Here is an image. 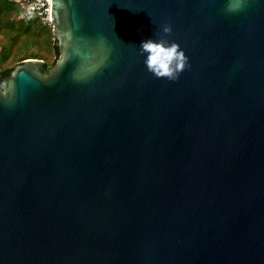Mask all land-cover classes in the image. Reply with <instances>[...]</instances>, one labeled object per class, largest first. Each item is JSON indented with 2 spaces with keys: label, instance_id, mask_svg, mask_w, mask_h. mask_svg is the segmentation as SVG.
<instances>
[{
  "label": "water",
  "instance_id": "water-1",
  "mask_svg": "<svg viewBox=\"0 0 264 264\" xmlns=\"http://www.w3.org/2000/svg\"><path fill=\"white\" fill-rule=\"evenodd\" d=\"M225 2L52 0L57 61L0 86V264H264V0Z\"/></svg>",
  "mask_w": 264,
  "mask_h": 264
},
{
  "label": "clouds",
  "instance_id": "clouds-1",
  "mask_svg": "<svg viewBox=\"0 0 264 264\" xmlns=\"http://www.w3.org/2000/svg\"><path fill=\"white\" fill-rule=\"evenodd\" d=\"M246 0H226L225 10L229 13L240 11ZM171 24L160 26L155 38L142 39L138 51L143 57L146 69L157 78L178 79L181 72L188 66L189 57L176 41H170Z\"/></svg>",
  "mask_w": 264,
  "mask_h": 264
},
{
  "label": "rangeland",
  "instance_id": "rangeland-1",
  "mask_svg": "<svg viewBox=\"0 0 264 264\" xmlns=\"http://www.w3.org/2000/svg\"><path fill=\"white\" fill-rule=\"evenodd\" d=\"M11 19L16 20V17L12 16ZM4 28L7 29L0 35V71L14 69L24 58L29 57L43 59L49 68L54 65L56 50L50 31L46 29L43 34L38 35L34 30L29 33L18 25Z\"/></svg>",
  "mask_w": 264,
  "mask_h": 264
},
{
  "label": "trees",
  "instance_id": "trees-1",
  "mask_svg": "<svg viewBox=\"0 0 264 264\" xmlns=\"http://www.w3.org/2000/svg\"><path fill=\"white\" fill-rule=\"evenodd\" d=\"M20 13L21 11H20V7H19L17 0H0V35L4 29H7V28H4L7 26L9 28H14L16 25H18L21 28H24V30L28 31L29 33H31L32 30H34L35 33L38 35L43 34L44 31L47 29L48 31L51 32V36L53 39L54 47L56 50V60H55L56 62L59 57V48L57 46V40L55 39L53 30L51 28L43 26L38 21H26V20L21 19ZM12 16H15L16 20H12L11 19ZM27 59H40V58L38 57L24 58L22 63ZM45 67L46 69H49V66L46 64V62H45ZM13 70H14L13 68H8V69L0 71V86H2L3 79L10 76Z\"/></svg>",
  "mask_w": 264,
  "mask_h": 264
},
{
  "label": "built area",
  "instance_id": "built-area-1",
  "mask_svg": "<svg viewBox=\"0 0 264 264\" xmlns=\"http://www.w3.org/2000/svg\"><path fill=\"white\" fill-rule=\"evenodd\" d=\"M20 18L26 21H38L43 26L54 30L52 20V0H17Z\"/></svg>",
  "mask_w": 264,
  "mask_h": 264
}]
</instances>
